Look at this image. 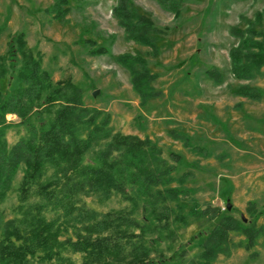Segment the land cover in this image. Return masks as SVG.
Listing matches in <instances>:
<instances>
[{
  "label": "rangeland",
  "instance_id": "1",
  "mask_svg": "<svg viewBox=\"0 0 264 264\" xmlns=\"http://www.w3.org/2000/svg\"><path fill=\"white\" fill-rule=\"evenodd\" d=\"M117 1L68 0L71 10L62 18L56 16L55 0H0V61L17 44L15 36L23 32L27 47L41 53L43 68L54 82L71 79L82 89L85 105L110 113L116 131L148 141L149 155L124 193L116 191L110 198L81 194L79 202L101 213L122 210L138 219L143 208H155L156 227L147 236L162 235L163 240L152 256L170 255L184 246L183 264H201L202 235L219 215L211 218L197 211L212 207L225 212L230 206L231 215L248 221L251 201L256 212L264 209V67L253 79L240 81L231 72L229 56L240 40L232 28L246 30L251 25L264 32V0H186L178 18L154 0H131L157 26L168 29L158 37V55L126 38L112 14ZM87 39L109 45L110 53L91 54ZM125 52L149 60V69L157 75L152 85L162 95L142 102L130 71L115 60ZM209 68L218 69L223 82L207 76ZM9 73L0 80L2 96L14 74ZM244 83L259 88L261 99L236 94L235 89ZM96 89L99 92L94 95ZM6 117L20 121L13 113ZM24 134L25 130L14 126L7 139L14 144ZM148 171L160 174L153 184L143 181ZM23 174L22 167L2 204L8 217L18 203ZM38 199L33 191L31 201ZM46 213L52 218L62 210L47 209ZM257 223L264 224V214ZM230 234L231 253L219 254L211 264H264V232L251 248L241 242L245 235ZM66 254L77 262L83 258L78 252Z\"/></svg>",
  "mask_w": 264,
  "mask_h": 264
},
{
  "label": "trees",
  "instance_id": "2",
  "mask_svg": "<svg viewBox=\"0 0 264 264\" xmlns=\"http://www.w3.org/2000/svg\"><path fill=\"white\" fill-rule=\"evenodd\" d=\"M154 1L178 18L186 0ZM67 4L68 0H55L56 16L63 18L70 12ZM112 14L128 40L149 46L151 53L158 55V37L168 29L157 26L131 0H118ZM250 26L231 29L240 39L229 51L231 72L240 81L253 79L264 67V32ZM15 41L17 46L0 61V80L10 71L14 73L5 95L0 91V264H183L184 246L170 255L152 256L163 240L162 235L147 236L156 227L155 208H143L138 219L122 210L101 213L79 202L81 194L110 198L116 191L124 193L136 168H141L149 155L148 141L116 131L110 113L85 105L82 89L71 79L54 82L43 68L41 53L27 47L23 32ZM87 42L93 55L110 53L109 45L99 46L91 39ZM115 60L130 71L133 88L143 103L162 95L152 85L157 75L149 69L146 57L125 52ZM205 72L216 83L224 80L218 69ZM235 93L254 100L262 97L261 90L248 83L239 85ZM10 113L20 121L8 120ZM14 126L25 134L10 144L7 132ZM22 167L18 203L8 217L2 204ZM159 176L148 171L143 181L153 184ZM33 191L39 197L34 202ZM168 191L178 196L175 189ZM254 206L251 201L248 221L231 215L228 207L225 212L212 207L196 212L211 218L219 215L212 229L202 235L201 264L231 253L232 232L245 235L241 242L247 248L257 243L264 232V224L257 223L264 209L256 212ZM47 209L62 213L49 218ZM69 232L72 235H66ZM67 251L82 253V260L74 261Z\"/></svg>",
  "mask_w": 264,
  "mask_h": 264
},
{
  "label": "water",
  "instance_id": "3",
  "mask_svg": "<svg viewBox=\"0 0 264 264\" xmlns=\"http://www.w3.org/2000/svg\"><path fill=\"white\" fill-rule=\"evenodd\" d=\"M98 92H99V90H98V89H96V90L93 92V94H94V95H97V94H98ZM229 209H230V206H229Z\"/></svg>",
  "mask_w": 264,
  "mask_h": 264
}]
</instances>
